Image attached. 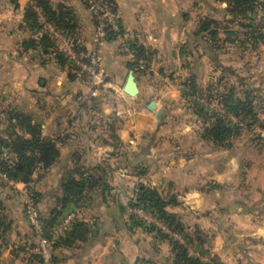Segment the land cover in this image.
I'll return each mask as SVG.
<instances>
[{"label":"crops","instance_id":"1","mask_svg":"<svg viewBox=\"0 0 264 264\" xmlns=\"http://www.w3.org/2000/svg\"><path fill=\"white\" fill-rule=\"evenodd\" d=\"M47 1L56 13L66 8L76 26L73 35L43 18L44 31L32 30L25 19L32 1L0 0V134L8 142L11 133L29 138L14 119L24 115L40 128L43 139L56 145V163L33 177L44 220L58 208L67 179L95 178L82 199L69 205L80 207L83 230L57 246L55 264H160L169 256L168 264H174L167 244L132 225L128 206L140 185L176 202L167 212L182 223L201 256L214 264H264L261 89L254 87L261 104L248 147L235 142L228 148L214 146L204 139L201 122L180 104L181 97L175 100V82L182 78L172 75L171 68L181 61L177 50L202 20L228 18L227 1L114 0L124 35L102 46L82 0ZM43 32L58 35H50L53 49L48 52L38 47ZM29 40L37 41L35 48L27 49ZM122 43L153 55L148 72L135 75L136 97L124 91L133 56ZM74 47L86 57L102 54L107 77L96 96L81 73L57 58L61 49L65 53ZM258 63L264 79V53ZM206 76L195 74L189 80L203 82ZM24 186L0 175V264H22V256L35 247L24 215Z\"/></svg>","mask_w":264,"mask_h":264},{"label":"trees","instance_id":"2","mask_svg":"<svg viewBox=\"0 0 264 264\" xmlns=\"http://www.w3.org/2000/svg\"><path fill=\"white\" fill-rule=\"evenodd\" d=\"M34 3L33 6L29 7L26 12V23L30 26L32 30L37 32L44 31V25L41 22V19L50 24L55 29L59 30L64 34H74L76 28L72 24L73 18L70 17V14L67 12L65 7L60 9L59 13L54 12L47 0H30ZM84 4L88 7L89 0H82ZM114 12L117 13L116 5L114 0H110ZM228 7L226 9L227 16L230 17V20H224L223 23L229 27H237L242 30H247V35L255 36L256 41L264 40V34L262 30L264 25H255L253 19L249 17L255 11V0H227ZM264 11V4L262 6ZM247 20L248 23H247ZM251 20V21H250ZM95 28L97 22L94 19ZM121 23V22H120ZM122 26V24H121ZM222 28V22L205 19L202 20L199 26V29L194 32L190 39L188 40L186 46L198 45L204 46L208 42L206 35L210 36L213 42L219 43L218 35L219 31ZM68 34V35H69ZM226 39L224 40L225 44H236V40H232L234 36H239L238 32L233 30H225L224 32ZM124 35L123 26L120 28L118 34H114L107 30L106 42H114ZM258 35V36H256ZM35 40H29L25 43L27 49L36 47ZM40 46L44 47L43 51H50L53 49V45L48 34L43 32L39 40ZM184 46L182 48L185 49ZM130 49L135 53L133 55V63L129 65L130 70L134 71L137 75L138 64L134 59H149L146 56V50L143 47H140L136 44L130 46ZM75 52L82 57L84 50L79 47H74ZM183 53V52H182ZM58 60L62 65H66V60L62 54L57 55ZM144 59V60H145ZM85 62H88L87 58H83ZM145 60V61H146ZM149 62V60H147ZM137 71V72H136ZM227 71V70H226ZM225 71V72H226ZM73 79L75 76L70 75ZM240 84L243 85V80H239ZM254 90L247 89L242 93L244 100L237 98L234 89L232 88L231 93L223 96L222 107L226 111L229 117L235 118L236 123L232 120L227 119L225 116L218 115L214 122L204 130V139L212 143L216 147H230V143L235 133H239L238 125L245 124L247 128L252 127V123L246 124L245 121L252 120L253 123L258 120L257 108L254 106L255 96L253 95ZM215 115V114H214ZM20 129L27 133L29 138L20 136L18 134L11 133L10 142L5 140L0 134V175L4 176L8 181L14 183H22L28 185L33 182V177L36 171V165L41 164L43 169H48L54 163H56L59 152L54 143L50 140L43 139L41 136L40 128L32 124V120L24 115H17L14 117ZM93 177H86L82 181H77L73 178H69L63 184V198L58 200V208H56L49 220H44V223L48 229L53 228L58 220L63 215L64 211L69 207L73 201H78L82 199L83 193L87 188L93 183ZM38 198V194L36 193ZM39 201V199H38ZM171 205H176L174 200L166 201L162 198L161 193L152 187L140 185L135 198H133L129 204V208H143L145 210L153 209L157 215L158 220L168 229L171 233L167 234L161 228L155 226H149L139 219L137 216L131 214V221L133 227L144 228L147 232L155 234L156 238L159 241H171L172 252L174 256V264H204L201 260L193 258L189 253L187 246H182L178 244L177 241H173L172 234L181 235L190 245L195 241L194 239L185 233V228L182 223L178 220L177 217L167 212V208ZM44 219V218H43ZM83 230V225L78 221L75 224L74 230L69 233L65 238H63L57 245L67 242L73 238H76L81 234ZM166 233V234H165ZM172 239V240H171ZM22 264H42L40 257L34 253L27 252L26 255L22 256ZM55 264V257L53 260Z\"/></svg>","mask_w":264,"mask_h":264},{"label":"rangeland","instance_id":"3","mask_svg":"<svg viewBox=\"0 0 264 264\" xmlns=\"http://www.w3.org/2000/svg\"><path fill=\"white\" fill-rule=\"evenodd\" d=\"M255 3L256 9L249 18L251 20L253 19L255 25H264V11L263 16L258 19L259 7L263 6L264 0H255ZM225 20H230V17L228 16V18H226ZM248 21L249 20H247V23ZM220 22H222V28L220 29L218 35L219 43L218 41L213 42L211 40L212 38L206 35L205 40L207 41L204 42L208 43L207 45H205V49L203 48L204 46L202 47L198 45L186 46L183 50L178 49L177 51H180V55H182L180 57L181 61L176 66L171 68L172 75L178 73L180 74V77H182L179 81L175 82V87L178 92L175 100H179V98L181 97L180 104L184 106L183 108H187L188 110H190V115L196 117L198 121L201 122L203 126V134L204 130L211 124V122H214L216 120V117L218 115L227 117L228 121L229 119L231 120V118L227 115L226 111L222 107V100L223 96L231 93L232 88L234 89L237 98H240L241 100H244L242 93L247 89H251L253 91L255 86L260 88L262 94L264 95V79L263 77H261L262 74L259 72L258 68L259 59L264 53V40H260L258 42L255 40V36L247 35V30L245 31L237 27L233 28L232 26L229 27L225 25V23H223L224 20ZM228 29L238 32L239 36H234L232 38V40H236V44L224 43V40L226 39L224 32ZM262 32L264 34V29L262 30ZM50 35L54 36V34L48 33L49 37ZM43 48L44 47H42V49ZM67 51H65L64 53L63 49H61L60 54H62L67 61L66 64L68 68L71 71L76 72L77 70L75 69V67L71 66L68 61ZM146 56L147 58H149L147 60H149L150 62L153 56L152 52L146 50ZM204 56L208 57L209 61H202L201 59H203ZM85 57L86 56L82 55V58ZM147 60L145 61L146 70L144 72L136 71L138 77L144 73L146 74L150 69V65ZM195 74L208 76H206V80H204L203 82H200V80H198L197 82L189 80L191 76ZM239 80H243L244 84L241 85ZM252 96H254V92ZM259 98L256 97L254 101V106H256L257 109L259 104H261L259 102ZM188 120L190 121L192 120V118ZM245 122L246 124L252 123V127L247 128L245 124L240 123L238 125V127L240 128L238 129L239 133H235L236 136L233 137L230 143L231 145L232 142H235L242 147H248V144L250 143V136H252L253 132L256 129H254V123L252 120H247ZM139 219L143 220V222L146 224H151L149 222V220L151 219L147 216L140 217ZM166 233L169 234L167 231ZM172 238L173 241H177L178 244L187 246L191 255V251L195 250L201 253L198 245H190L189 242H187L181 235H176V238L172 236ZM162 243L167 244L172 250L170 240L164 241ZM172 255L174 259L175 255L173 254V252ZM169 259H172V256L166 257V259L160 261V264L161 262H163V264H168ZM203 262L205 263L204 260ZM212 264H214V261H212Z\"/></svg>","mask_w":264,"mask_h":264},{"label":"built area","instance_id":"4","mask_svg":"<svg viewBox=\"0 0 264 264\" xmlns=\"http://www.w3.org/2000/svg\"><path fill=\"white\" fill-rule=\"evenodd\" d=\"M88 9L97 22V26L95 28V38L97 44L102 46L106 42L105 38L107 30L113 32L114 34H118L120 32V28L122 27L120 23L121 21L118 14L114 12V9L110 4V0H89ZM262 16L263 10L262 7H259L258 19ZM54 35L58 38L57 34ZM122 48L124 52L130 53L132 56L135 55L127 44L122 43ZM67 53L70 65L75 67L77 72L83 75L86 83L92 91V95H98L99 87L104 83V80L107 77L101 52L94 51L88 55L86 57L88 62H85L73 48L68 50ZM134 61L138 64L137 71L144 72L146 70V62L144 59H134ZM230 118L234 123H236L235 118ZM42 170V165L37 164L35 174ZM36 193L34 182L25 185L21 192L24 215L35 237V247L32 250V253L40 257L42 264H53L56 245L74 230L75 224L79 220L81 211L79 206L75 207L73 205L67 208L55 226L48 229L44 223ZM129 211L138 218L147 216L151 219L149 220L151 224L147 225L161 228L170 234L168 229L158 220L153 209L145 210L143 208H130ZM172 236L176 238V235ZM192 256L202 262L204 260V264H212L211 257L201 256L198 251L192 252Z\"/></svg>","mask_w":264,"mask_h":264},{"label":"water","instance_id":"5","mask_svg":"<svg viewBox=\"0 0 264 264\" xmlns=\"http://www.w3.org/2000/svg\"><path fill=\"white\" fill-rule=\"evenodd\" d=\"M124 91L126 94H128L131 97H136L139 94V88H138V84H137V80H136V76L134 74V72H131L129 74V77L127 79ZM161 114L158 113L157 114V119H160Z\"/></svg>","mask_w":264,"mask_h":264}]
</instances>
